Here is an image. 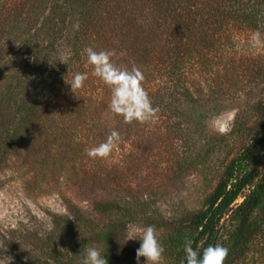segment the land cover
<instances>
[{
	"label": "trees",
	"instance_id": "obj_1",
	"mask_svg": "<svg viewBox=\"0 0 264 264\" xmlns=\"http://www.w3.org/2000/svg\"><path fill=\"white\" fill-rule=\"evenodd\" d=\"M208 1L43 0L50 14L37 5L36 16L25 28L19 16L0 15V82L19 67L0 89V156L24 154L25 161L36 164L50 159L45 158L52 155L50 151L43 157L44 148L65 147L63 160L74 169L86 163L83 182L97 185L111 178L116 167L106 166L104 158L89 157L87 150L104 142L112 130L120 133L117 144H124L130 123L122 122L115 129L101 122V114L110 107L111 90L92 75L84 49L114 51L112 60L117 66L139 68L142 87L157 112L172 114L182 104H196L198 95L206 97L209 92L218 97L221 94L209 73L224 67L227 59V15L233 21L258 24L263 14L257 3L246 9L242 0H231L232 10L227 12V0H216L214 8ZM71 14L79 22L68 27L71 55L61 66L55 57L56 34L53 39L57 40L50 42L44 55L35 44L42 29L50 25L54 32L63 29ZM213 18L218 33L212 28ZM78 72L88 73V79L73 93L66 82ZM156 86L180 98L162 106L151 96ZM255 112L256 119L248 126L249 144L226 167L202 210L190 213L178 226L141 220L144 226L156 228L164 247L163 264H185L183 247L189 240L201 253L210 245L228 248L224 264H242L257 255L264 259V105ZM68 207L72 215L54 217L53 230L39 246L40 255L30 258L33 264H81L83 248L94 243L105 245L109 264H133L136 250L123 245L126 226L118 222L132 216L131 208L97 202L95 211L109 220L98 232L71 202ZM61 237L69 238L72 245L61 248Z\"/></svg>",
	"mask_w": 264,
	"mask_h": 264
},
{
	"label": "rangeland",
	"instance_id": "obj_2",
	"mask_svg": "<svg viewBox=\"0 0 264 264\" xmlns=\"http://www.w3.org/2000/svg\"><path fill=\"white\" fill-rule=\"evenodd\" d=\"M42 1L4 0L0 15L19 16L20 25L25 28L36 16L37 5L50 14ZM208 2L211 8L218 4L216 0ZM242 3L246 9L257 3L263 16L258 24H249L233 21L227 15V59L224 67L218 66L209 73L221 95L216 97L210 92L206 97L198 95L196 104H182L172 114L156 112L148 121L127 124L128 141L115 145L103 160L106 166L116 167L111 178L102 179L105 182L97 185L83 182L86 163H78L74 169L72 163L63 160L65 147L44 148L43 157L49 151L52 155L45 157L50 159L42 157L36 164L25 161L24 154L0 156V264H33L30 258L40 255L39 246L53 230L54 217L72 215L70 202L98 232L109 220L95 211L97 202H114L125 209L131 208L132 216L121 217L118 222L141 228L143 218L178 226L190 213L204 208L206 198L215 190L226 167L249 144L248 126L256 119L255 109L264 105V47H252L250 43L256 31L264 40V0H242ZM227 4L226 10L231 12V0ZM77 18L71 14L66 27L56 32L52 25L39 32L35 46L40 47L42 55L50 42L58 39L56 62L64 65L71 55L68 27L73 23L77 26ZM216 26L213 18L212 28L218 33ZM53 34L57 39H53ZM18 68L7 73L0 89ZM153 90L151 96L162 106L169 101L176 103L180 98L171 96L163 86ZM206 110L208 114L204 115ZM196 114L200 116L198 119ZM100 120L115 129L124 122L110 107L104 110ZM40 162L45 163L41 166ZM59 242L63 249L72 245L67 237H61ZM127 244L135 250L139 247L137 241ZM88 247H96L102 254L106 250L103 243ZM133 260L136 264V257ZM242 264H264V259L257 255Z\"/></svg>",
	"mask_w": 264,
	"mask_h": 264
},
{
	"label": "clouds",
	"instance_id": "obj_3",
	"mask_svg": "<svg viewBox=\"0 0 264 264\" xmlns=\"http://www.w3.org/2000/svg\"><path fill=\"white\" fill-rule=\"evenodd\" d=\"M252 47H264V40L259 31L250 37ZM87 62L93 67L92 75L98 77L111 90L110 109L115 115L122 116L125 123L133 121L145 122L152 119L158 109L152 106V102L142 87L143 74L137 67L131 70L117 66L112 57L114 51L100 50L94 47L84 49ZM123 54V53H122ZM88 79V73H75L70 82L71 91L83 87ZM120 133L112 130L106 140L97 146L87 150L91 158H107L115 145L120 141ZM129 241L139 242L136 249V264H163L164 247L157 236V230L152 225L144 227L126 226L124 244ZM185 264H224L228 256V248L222 245H210L201 253L192 247V241L184 244ZM81 264H109L105 254L96 247H85L82 252Z\"/></svg>",
	"mask_w": 264,
	"mask_h": 264
}]
</instances>
